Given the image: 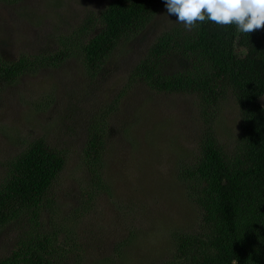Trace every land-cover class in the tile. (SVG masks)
<instances>
[{
	"label": "rangeland",
	"instance_id": "rangeland-1",
	"mask_svg": "<svg viewBox=\"0 0 264 264\" xmlns=\"http://www.w3.org/2000/svg\"><path fill=\"white\" fill-rule=\"evenodd\" d=\"M106 1L0 0V61L13 62L42 47L54 50L62 37L74 40L83 19ZM170 16L159 12L92 77L72 55L14 83L0 82V170L19 152L21 139L42 137L65 152L64 169L48 192L52 202L40 220L41 230L59 237L57 250L65 254L59 264H180L173 260L171 234L191 231L198 218L176 166L196 150L203 127L198 105L192 96L154 92L131 76L151 38L172 24ZM106 115L108 151L95 178L81 150L90 122ZM219 118L221 137L232 146L234 106ZM122 204H133L134 213L131 207L118 211ZM17 232L12 224L0 230V260L11 255Z\"/></svg>",
	"mask_w": 264,
	"mask_h": 264
},
{
	"label": "trees",
	"instance_id": "trees-1",
	"mask_svg": "<svg viewBox=\"0 0 264 264\" xmlns=\"http://www.w3.org/2000/svg\"><path fill=\"white\" fill-rule=\"evenodd\" d=\"M162 11H167L164 0H107L83 19L74 40L62 37L54 50L42 47L10 63L0 61V82L14 83L24 73L59 66L72 55L92 77L116 48L145 32ZM170 18L172 24L151 38L131 76L154 92L192 96L203 125L196 150L176 166L198 220L191 231L171 234L173 260L264 264V28L245 34L235 25L205 21L186 30L176 16ZM230 104L236 118L230 126L232 146L223 141L219 121ZM107 117L90 122L81 150L83 165L95 178L108 151ZM18 144L19 152L6 158L0 170V230L11 224L18 230L15 248L0 264H59L65 256L57 250L59 237L41 230L40 220L52 202L48 192L64 169L65 152L42 137ZM130 207L134 213L133 204L117 210L131 212Z\"/></svg>",
	"mask_w": 264,
	"mask_h": 264
},
{
	"label": "clouds",
	"instance_id": "clouds-1",
	"mask_svg": "<svg viewBox=\"0 0 264 264\" xmlns=\"http://www.w3.org/2000/svg\"><path fill=\"white\" fill-rule=\"evenodd\" d=\"M164 3L168 15L176 16L186 30L205 21L220 26L235 25L245 34L264 28V0H164Z\"/></svg>",
	"mask_w": 264,
	"mask_h": 264
}]
</instances>
